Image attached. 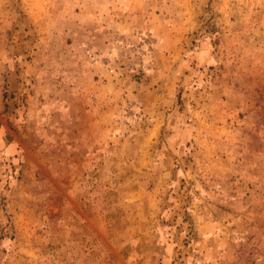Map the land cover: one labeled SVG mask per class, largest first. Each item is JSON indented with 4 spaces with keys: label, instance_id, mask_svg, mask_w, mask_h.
<instances>
[{
    "label": "rangeland",
    "instance_id": "rangeland-1",
    "mask_svg": "<svg viewBox=\"0 0 264 264\" xmlns=\"http://www.w3.org/2000/svg\"><path fill=\"white\" fill-rule=\"evenodd\" d=\"M0 264H264V0H0Z\"/></svg>",
    "mask_w": 264,
    "mask_h": 264
}]
</instances>
